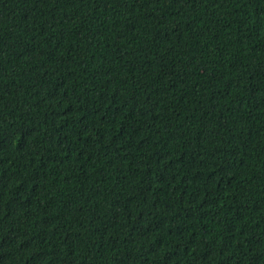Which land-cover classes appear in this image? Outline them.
I'll return each instance as SVG.
<instances>
[{"label": "trees", "instance_id": "trees-1", "mask_svg": "<svg viewBox=\"0 0 264 264\" xmlns=\"http://www.w3.org/2000/svg\"><path fill=\"white\" fill-rule=\"evenodd\" d=\"M0 264H264V0H0Z\"/></svg>", "mask_w": 264, "mask_h": 264}]
</instances>
